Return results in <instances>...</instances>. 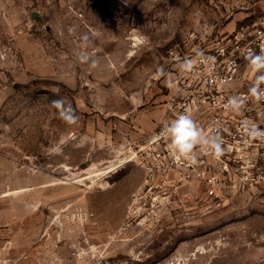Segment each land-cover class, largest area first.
I'll return each mask as SVG.
<instances>
[{"label":"rangeland","instance_id":"obj_1","mask_svg":"<svg viewBox=\"0 0 264 264\" xmlns=\"http://www.w3.org/2000/svg\"><path fill=\"white\" fill-rule=\"evenodd\" d=\"M263 16L264 0H0V264H264V148L208 166L215 194L138 152L170 49Z\"/></svg>","mask_w":264,"mask_h":264},{"label":"built area","instance_id":"obj_2","mask_svg":"<svg viewBox=\"0 0 264 264\" xmlns=\"http://www.w3.org/2000/svg\"><path fill=\"white\" fill-rule=\"evenodd\" d=\"M194 35L191 32L183 45L177 44L170 49L171 59L174 64L178 63L175 88L164 102V114L158 127L138 146V152L143 156L142 164L148 175L161 165H184L209 186V194H215L216 188L223 185L222 178L207 171L208 166L239 161V157L231 156L241 150L264 148V138L251 137L246 127L264 129V99L257 100L249 95L256 74L246 58L249 52L258 53L264 48V16L252 28L241 27L216 41L203 40L193 47ZM186 58H192L189 59L193 61L191 68L183 63ZM233 96L244 99L239 112L227 106ZM185 113L192 116L206 135L213 131L219 133L224 149L221 155L197 150L195 162L177 160L169 143L156 139L166 123Z\"/></svg>","mask_w":264,"mask_h":264},{"label":"clouds","instance_id":"obj_3","mask_svg":"<svg viewBox=\"0 0 264 264\" xmlns=\"http://www.w3.org/2000/svg\"><path fill=\"white\" fill-rule=\"evenodd\" d=\"M75 31V28H69V32ZM82 39L87 42L88 36L84 35ZM247 60L252 71L256 74L254 82L249 88V95L257 100L264 99V48L260 52H249ZM81 62H88L90 57L87 54H82L78 57ZM98 61L93 59L91 66L96 67ZM188 68L193 65L192 60L186 61ZM183 67V65H182ZM53 106L58 109V116L66 123H74L76 116L70 105L65 100H54ZM244 105V99L238 96L229 98L227 106L232 110L239 112ZM248 127V135L253 138H264V129L254 126ZM205 130L198 126L196 121L188 113L180 114L171 122L166 123L162 130L157 134V140H163L169 143L173 156L177 160H185L195 162L197 158V150L199 152L213 153L217 156L224 151L223 141L218 132L213 131L205 134Z\"/></svg>","mask_w":264,"mask_h":264},{"label":"crops","instance_id":"obj_4","mask_svg":"<svg viewBox=\"0 0 264 264\" xmlns=\"http://www.w3.org/2000/svg\"><path fill=\"white\" fill-rule=\"evenodd\" d=\"M183 63H185V62H183ZM175 66L177 67L178 66V63L177 64H175ZM176 76V75H175ZM175 79V78H174ZM174 79H173V82H172V84L169 86V92H168V95H169V93H170V91L171 90H173L174 88H175V81H174ZM167 95V96H168ZM154 113V115L156 116V120H155V122H153L152 123V125H150V127H153V129H151L152 131L151 132H153L154 131V129H155V127L159 124V121H160V118L162 117V115H163V113L160 111V113H156L155 111L153 112ZM150 127H148V128H150Z\"/></svg>","mask_w":264,"mask_h":264}]
</instances>
